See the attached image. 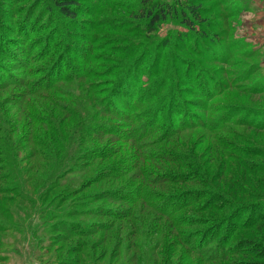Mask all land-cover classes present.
<instances>
[{
    "label": "rangeland",
    "instance_id": "1",
    "mask_svg": "<svg viewBox=\"0 0 264 264\" xmlns=\"http://www.w3.org/2000/svg\"><path fill=\"white\" fill-rule=\"evenodd\" d=\"M76 1L77 17L70 21L51 0H0V264H264V259L235 253L223 261L225 240L190 235L214 222L173 225L209 217L190 210L179 213L174 205L189 199L185 194L190 192L202 194L197 205L214 201L210 194L215 187L233 195L234 213L245 223L258 204L264 211V0H201L193 29L180 23L184 0ZM156 4L170 14L148 31L145 16ZM84 68L99 75L81 77ZM55 78L65 94L61 116L71 120L69 131L77 117H84V109L96 111L94 103H87L95 95L91 92L85 103L83 88L100 91L128 119L123 132L135 131L140 138L139 170H148L147 177L133 178L132 183L155 193L147 198L150 207L142 215L137 204L124 221L97 216L104 210L120 217L128 213L126 203L97 197L120 191L130 176L84 185L111 161H79L59 175L55 158L44 155L48 146L27 143L30 130L36 134L38 116L19 107L16 99ZM165 86L171 90L164 114L171 123L157 119L147 124L151 118L148 113L142 119L143 110L154 102L145 105L142 92L150 89L160 97ZM170 104L171 113L166 112ZM49 117L46 114L45 120ZM170 125L189 131L159 144L170 137ZM105 144L107 140L98 145ZM31 147L37 148L40 159H30ZM113 148L105 150L115 153ZM160 153H167L168 159ZM152 154L159 157L145 162V155ZM13 163L26 174L17 178ZM159 165L162 172L154 171ZM135 172L136 167L128 175ZM157 180L159 187H147ZM236 207H227L223 214ZM100 228L105 231H97ZM263 230L264 223L238 231L226 248L244 249L254 242V247L264 248ZM174 231L179 238L188 235L187 242H175ZM190 251L198 255L188 257L185 252ZM184 255L187 260L181 259Z\"/></svg>",
    "mask_w": 264,
    "mask_h": 264
},
{
    "label": "trees",
    "instance_id": "2",
    "mask_svg": "<svg viewBox=\"0 0 264 264\" xmlns=\"http://www.w3.org/2000/svg\"><path fill=\"white\" fill-rule=\"evenodd\" d=\"M51 1L58 8L61 14H63L70 21H73L77 17V14L75 13L74 9L79 8V4H77L76 0H51ZM184 1H185V6L181 8L182 13L179 16L180 23L184 29H193L192 25L197 24L198 23L197 21L199 20V14H198L199 8H197V5L201 0H184ZM169 12H170L169 10H167L165 7L159 4H156L155 7H152L149 11H147L145 19L147 21L148 31H153L156 25H158L159 23L163 22L166 18H168L170 14ZM167 45L169 44H166V46ZM44 59L45 58H39V61L41 62ZM92 59L93 58H91V60ZM105 62H107V60H105ZM97 75H99V72H94V70L92 69L90 70L88 68H84L80 76L91 78V77H96ZM30 76L31 74L28 75V77ZM58 81L60 80H58V78H55L54 80H52L51 83L41 84L33 89H30V91L25 92L20 98L16 99V103L19 105V107H22L23 110L30 108L31 110L29 111H31L36 117L38 116L37 118L39 122H37L38 125L36 126V130H35L36 134L33 135L34 130H30L31 132H29V135H31V137L29 138V140H27V143L28 141L29 144L37 143V145H41V146L43 145L45 149H46L45 146H48V149H46V153L44 155L53 156V158H55L56 160L55 163L58 164L56 171H58V169L62 171V173L59 175H65V173L71 170V166L75 165L79 161L81 162L90 161L91 163L111 161L112 164L110 163L109 165L103 167L101 170L97 172V174H95L94 177L89 178L90 180H85L84 185L87 184L90 185V183L93 184L98 183L99 180H105L107 178L120 181L121 179H125L126 177L130 176L129 182L125 183V185L121 187L120 191L116 193H113L114 191L113 192L107 191L97 197V199L99 198L113 203H119V204L126 203L129 207L127 208L128 210L126 209V212L128 213L120 217V215L116 212H111L110 210H104V211H99L97 216L98 217L101 216L104 218H111L113 221H120L122 219L124 221L133 214L134 212L133 206L137 204H139L137 210L139 211L138 215H142L141 213H144L146 209H148L146 207H150L148 205L147 198L154 197L155 193L152 192L150 189H147L145 187L146 185H141V184L135 185L134 183H132L133 178L135 180H138V177L139 179H144V176L147 177L146 172H148V170L147 171H145L144 169L141 170V168L139 170V161L141 160V147L140 144L137 143H139L140 138L136 136L135 131H132L128 134L127 133L125 134L123 132V127H127L129 125L128 119L122 117L121 112L116 110V108H114V106L109 102V100L107 98L105 99V96L101 97L99 94L100 91L97 92L94 89H91V87L82 89L83 92L85 91V94L83 95V99L85 100L86 103L88 99L87 97L90 95L92 96L93 93L95 95V98L93 97L94 100L87 101V103H94L93 107H95L96 111L90 112L88 109H84L85 112L84 117L82 119H78L77 117V121L75 126L73 127V130L69 131L71 129V120L67 117L61 116L62 112H65L66 110L61 105L60 102L63 100L65 94H63L64 93L63 91H60L61 87L58 85L57 83ZM207 82H211V80ZM253 83L256 84V82ZM257 84H259V82H257ZM91 85L94 84H90V86ZM250 87H251V82L248 88ZM153 88H155V86H152L151 90ZM151 90L150 89L143 90L142 92L146 96V98L142 100L145 105H149V104L151 105V103L154 102L153 105L143 110L144 114L142 119H145L146 115L149 113V117L151 118V121L145 120L147 124H150V122L155 123L157 119H159L162 122L166 121L167 123H171V120L168 119L167 116L164 114L165 101L168 97L167 92L171 90L170 86L164 87L163 95L160 97H158L157 93H154V91ZM250 90L253 91L252 88H250ZM258 91H262V90H258ZM107 93L110 94L109 91ZM97 96L100 97L98 98ZM85 103L83 104L85 105ZM172 107H173L172 104H170L166 112L171 113L170 111H172ZM46 114L50 116L49 120H45ZM122 122L125 123L124 126L120 125ZM188 123H192L191 120H189ZM142 125L143 124H138V126L136 127L137 128L140 127L141 129ZM150 129L152 130L154 128L151 127ZM168 129L170 131V137L169 138H167L168 136L165 137L167 139L163 138L160 142H158L159 144L165 142L168 143L169 140L174 139L175 137L180 135V133L189 131L187 129L184 130L182 125L177 126L176 128H172L170 125ZM53 132L56 134H54ZM110 136H114V139H112V141L110 139ZM103 140H107L108 145L107 144L98 145L102 143ZM111 145L116 149L115 153H111L110 151L105 150L106 147ZM36 150L37 148L31 147L29 151V157L30 159H33V161L40 159V155ZM93 151H97L96 155L93 157H89L88 155H91ZM164 155H165L164 153H160L159 156H164ZM156 156L158 155L152 154L150 155V157L148 155H145V159H146L145 162H148L151 159H155ZM167 157L169 156L166 153L164 157V161L168 159ZM166 163H172V162L168 160V162ZM13 164L17 173V178H20L24 172L26 174V169L23 170L24 167H20V165L18 166L16 163ZM135 167H136V172L134 174L128 175V173H130V170L134 169ZM161 168H162L161 165L155 166L154 171L162 172L161 170H159ZM30 169L31 167L27 169V171ZM90 171L91 169H89V172ZM83 174L85 173L83 172ZM99 178H103V179H99ZM177 180H182V179L178 178ZM44 182H46V180ZM180 183L184 184L183 181H181ZM148 184L149 185L147 187L149 188H155L157 186L159 187L160 180ZM215 188L210 194L211 195L210 197L216 198V200L214 201L212 200V198H210V200H208L204 204L197 205L198 204L197 200L201 199L202 194H199L198 192H193V193L190 192V194H185V196L189 197V199L184 198L183 200L178 202L179 205H174L179 210L178 211L179 213L184 210L185 211L190 210L196 212L199 215L206 214L209 217L202 216L200 217L201 220H197L194 218L188 219L190 221L188 223L190 224H183V223L173 224V222L171 224L175 225V227H182V226L195 227L196 224L201 223L203 221L206 222L210 221L209 224L214 222L216 224L209 226L210 228H206L203 231H199L197 235L194 234L195 232L191 233L190 235L194 239H196L195 236H199V239L203 237V240L215 239L218 241V243H221L222 241L225 240L220 252L221 255H223V257L220 259L223 261L231 253H235V255L241 256L242 258L253 257V258H257V260L264 259V248H260L259 246H257V248L254 247V245L256 246L255 242L253 243V245L247 246L244 249L240 248L238 250V245H236V247L229 246L230 248L229 247L226 248L228 242L232 241L234 235L238 236V231H246L249 230L251 226L256 227L264 223V211H262L259 208V206H263V204H258L253 211L252 210L249 211V214L250 215L252 214L253 218L251 221L245 223L244 217H239L238 215H236V213H234V212H238V210L236 207L237 202L234 201L233 195L228 196L218 188L216 189ZM206 189L208 188L206 187ZM161 199L162 201H164V197H162ZM233 206L236 207L234 211L232 210L231 213L223 214L224 209H226L227 207L232 208ZM256 212H258V215H255ZM219 213H221V215H219ZM160 215L163 218L170 219V216H167L165 214H160ZM241 219H243V221L240 222ZM87 231L84 232L83 234L87 233ZM97 231H105V229L100 228ZM173 234L175 237L174 240L175 242L176 241H183L182 243L187 242L185 239L187 238L188 235L185 238L183 236L179 238L178 232L174 231ZM87 235H91V234H87ZM205 235L209 238H207ZM262 235L264 236V230L262 231ZM84 245L85 244H81V246ZM91 247L92 245L91 246L86 245V248L91 249ZM79 251L82 252L81 249ZM185 254L187 256L189 255L193 257L198 255L192 251L188 253L185 252ZM224 256L226 257L224 258ZM186 257L184 255L182 256L181 259L187 260L188 257L187 258ZM2 258L3 257H1L0 259Z\"/></svg>",
    "mask_w": 264,
    "mask_h": 264
}]
</instances>
